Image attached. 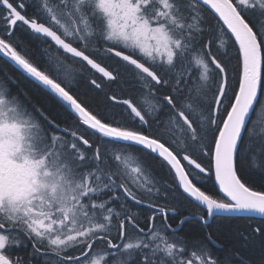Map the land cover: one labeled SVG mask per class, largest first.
<instances>
[{"label": "snow or ice", "instance_id": "snow-or-ice-1", "mask_svg": "<svg viewBox=\"0 0 264 264\" xmlns=\"http://www.w3.org/2000/svg\"><path fill=\"white\" fill-rule=\"evenodd\" d=\"M0 264H264V0H0Z\"/></svg>", "mask_w": 264, "mask_h": 264}, {"label": "trees", "instance_id": "trees-1", "mask_svg": "<svg viewBox=\"0 0 264 264\" xmlns=\"http://www.w3.org/2000/svg\"><path fill=\"white\" fill-rule=\"evenodd\" d=\"M231 64H235V61H231ZM24 87H27L24 85ZM119 87L126 89L128 85H119ZM77 91L82 94V98L85 99L90 104L96 103V96L95 93L90 91L84 81H81ZM41 101V103H48L43 96L37 97ZM195 211V208L192 205H189L187 202L178 201V215L173 219L175 223L180 216L190 215ZM242 222L238 220L233 221H213L212 222V229L214 230V235L218 238V242H222L225 246H228L231 242L230 240V229L234 230L237 226H239ZM218 231H215L217 230ZM209 231L208 228L203 227L201 224L195 222L194 220H190L188 223L183 225V232L188 233L189 235H204ZM223 255V253H221ZM255 260H259L258 253L253 256Z\"/></svg>", "mask_w": 264, "mask_h": 264}, {"label": "flooded vegetation", "instance_id": "flooded-vegetation-1", "mask_svg": "<svg viewBox=\"0 0 264 264\" xmlns=\"http://www.w3.org/2000/svg\"><path fill=\"white\" fill-rule=\"evenodd\" d=\"M29 11H31V10H29Z\"/></svg>", "mask_w": 264, "mask_h": 264}]
</instances>
